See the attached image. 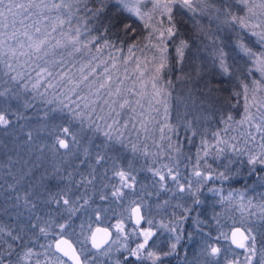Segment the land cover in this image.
<instances>
[{"label": "trees", "instance_id": "trees-1", "mask_svg": "<svg viewBox=\"0 0 264 264\" xmlns=\"http://www.w3.org/2000/svg\"><path fill=\"white\" fill-rule=\"evenodd\" d=\"M257 2L260 3V0ZM8 3L27 5L29 0H5V4ZM36 3H40V0H36ZM102 3L104 11L95 19L90 18L92 13L87 9L99 8ZM205 3L208 7L203 13H192L179 6L173 10L178 36L187 41L188 48L185 49L183 63H177L175 47L179 40L173 37L168 41L171 70L165 69L156 81L157 88L161 90L159 96L152 86H148V83H153L157 63L153 57L158 53L152 47L157 42L156 33L152 32V27H146L144 21L124 11L115 0H82L79 4L80 12L73 17V26L77 25L80 17H84V22H79L83 33L81 40L87 42V38L97 37L95 43L89 45L91 51L84 49L81 53L69 56L67 50L56 49L54 55L40 60L35 56L18 54L19 51H30L23 33L27 32L35 39L51 32L55 21L49 17L57 14L45 10L43 17L32 15L29 18V12L36 10L25 12L24 9H14L15 15L6 13L7 26L0 25V42L7 39L8 45L17 48V55H5L7 45L0 47V92L5 93L0 96V112H5L11 120L7 128L0 127V228L4 230L0 232V257L3 264H21L19 255L24 250L32 248L35 252L43 253L48 248H42L41 245L53 243L59 237L71 239L80 252L84 248L91 249L89 242H86L87 237L91 228L99 224L101 216H105L102 220H109L106 224L111 229V219L128 214L126 201L123 198L116 200L111 193L113 185L117 183L112 173L113 166L120 163L128 167L129 162L132 164L130 171L136 177V187L131 192L142 196L138 204H142L143 210L147 214L151 212L157 220L174 222L171 219L174 217L175 226L179 224L177 230L182 236L176 247L179 256H176L175 251L171 252L167 257L168 264H175L180 256L184 258L182 264H228V259L222 258L221 254L215 258L208 255L207 261L201 262L209 244L222 245L224 249L226 245L230 246L235 255L243 252V249L233 248L228 241V232L232 227L224 221L226 214L221 212L215 195L218 190L225 188L242 190V187L245 188L244 183L250 184L257 176L264 179L262 165L256 166V173L246 174V157L254 147L243 137V133H233L237 126L232 125V120L234 123L240 116L243 85L250 81V76H257L254 70V75L251 72L246 75L252 59L249 61L239 43L242 41L257 51L262 48V43L257 39L251 40L253 37H248V30L242 35L236 29L237 25L224 22L228 12L238 17L245 15L238 0H205ZM161 18L166 24L167 18ZM124 24L131 25L127 33L122 30ZM108 25L111 26L105 32ZM150 25L160 26L155 18H151ZM36 27L41 28V33L35 32ZM13 31L17 33L16 37L8 39ZM59 32L57 28L52 36L59 39ZM105 40L109 46L96 52L95 49ZM18 41L24 42L23 49L19 48ZM133 44L137 47L133 48V54L130 55L128 49ZM218 48H223L227 53L229 74L220 68ZM113 63L115 67H112ZM8 64L12 67L9 68ZM105 67L109 72L103 71ZM43 68L53 75L39 76L38 72ZM92 68H95L94 74L89 75L86 85L75 87L74 92L70 91L74 85L68 83V78L71 77L79 85L81 69L87 74ZM144 72L150 76L144 78ZM108 75L112 77V83L98 89V85L105 82ZM118 80L122 81L119 95L134 85L142 89L147 86V90H150L147 96L153 102L152 109L146 116L139 117L133 115L130 106V112L123 111L122 122L113 123L110 120L112 128L109 129V124L105 126L108 129L103 128L97 102L103 96L102 92H114ZM37 81L40 83L34 88ZM49 83L54 86L49 87ZM119 95L113 94L114 97ZM199 116L201 119L197 120ZM229 116L231 120H228ZM228 123L230 125L225 126ZM63 127H68L76 136L75 143L71 137H67L70 144L68 150L61 149L56 143L58 137L65 138L61 131ZM221 127H226V131H220ZM109 130L113 137L111 141L104 135ZM28 133L32 134L31 139ZM224 135L231 139L226 144L217 145L224 149L217 153L211 146L216 145L217 139L225 141ZM117 136L122 137L120 142L116 141ZM139 139L145 141L144 147ZM202 141L211 148L207 157L203 156L205 145ZM229 142L235 145L233 154L229 153ZM98 154L104 157L99 163ZM198 154L200 170L211 172L214 177L203 184H198L199 178L192 175ZM233 156L234 161L231 159ZM165 164L179 172L181 184L187 185L191 181L193 191L200 188L196 195L201 203L194 204V197L187 188L185 192H180L171 180L167 181L165 189L160 188L158 178L149 169L167 172L162 167ZM220 172L228 175L229 179H215ZM69 189L71 198L83 205L71 214L64 211L62 205L50 202L53 196ZM256 189L261 193L264 186H257ZM185 207H191L192 211L185 212ZM181 217L187 219L181 222ZM46 221L49 222L47 236L33 227L45 225ZM59 224L67 225L63 232L58 228ZM128 224L132 229L135 228L131 219ZM255 229V246L262 253L252 264H261L264 259V220ZM196 230L200 234L195 233ZM221 230H224L223 235L220 234ZM8 232L22 239L13 241L7 235ZM165 238H153L149 245L171 246ZM9 243L13 245L10 256L7 254ZM48 256L51 264H55V257L59 255L53 251ZM40 258L43 260L44 256ZM122 264H128V261L124 260Z\"/></svg>", "mask_w": 264, "mask_h": 264}, {"label": "snow or ice", "instance_id": "snow-or-ice-1", "mask_svg": "<svg viewBox=\"0 0 264 264\" xmlns=\"http://www.w3.org/2000/svg\"><path fill=\"white\" fill-rule=\"evenodd\" d=\"M82 2V0H50V2H45V0H40V3H36V0H29V3L27 5L25 4H12L8 3L5 4V0H0V25L7 26V20L8 17L6 13H13L15 15L14 9H24L25 12H29V10H36L34 12H29V18L32 15H36L37 17H43L44 11L47 12H55L57 15L54 17H49V19H52L55 21L54 25L52 26L51 32H48L44 35L38 36L37 38H33L32 36L28 35L27 32L23 33L24 36L27 37V48L30 50L28 52L25 51H19L20 56H28L32 57L35 56L37 60L43 59L44 57H48L50 55H54L56 49L61 50H67V54L69 56L74 55L75 53H81L84 49H88L90 44H94L97 37L92 36L87 38V42L84 40H81L82 36V29L79 26V22H84V17H80L79 21L76 26H73V17L76 15V13L80 12L79 4ZM116 4L119 5L124 11L130 13L133 16L138 17L141 20H144L146 27H152V32L156 33V40L157 42L152 45V47L156 50V53L158 55H154L153 59L157 61L155 65V74L152 77V87L155 90V94L157 96L160 95L161 90L157 88L156 81L161 78L163 75L165 69L171 70L169 67V57H168V41L172 40L173 37H177L179 40L178 45L175 47V53H176V60L177 63L182 64L184 61L185 56V49L188 48V43L184 39L180 38L178 36L179 29L177 28V24L175 23V19L172 15L173 10L176 6H179L181 9H187L189 12L195 13L197 11L204 12L205 9L208 7V5L205 3V0H115ZM239 3L244 5L246 9V14L244 16H236L232 14L231 12H228L225 17V23H233L238 24L240 28L242 29H248L251 32V35L258 37L259 41L264 44V0H260V3H256L255 0H238ZM259 9V11H258ZM88 12L92 13V16L90 18L95 19L99 16L100 13L104 11V4H101V7L96 9H87ZM152 14H157L160 17H166L167 23L165 24L163 20L158 21L159 27H153L148 23L149 20L152 18ZM147 16L148 19H145ZM15 20L12 21L13 24H15ZM23 23V20L20 21ZM86 26V22H85ZM111 25H108L105 27L104 31L107 32L108 27ZM57 28L60 29L59 32V39L52 36V32H56ZM131 29V25L124 24L122 27V30L127 33ZM256 29H259L257 31ZM36 33H41V28L36 27L35 28ZM7 35V33H5ZM17 33L13 31L11 33V36L8 37V39H12L16 37ZM239 39V37H238ZM19 48L23 49L25 47L24 42L18 41ZM175 43V41H173ZM7 45L8 51H6L4 54L8 55L9 53L12 56L17 55V48L8 45V40L5 39L3 42H0V47H3ZM109 46V42L105 40V42L100 45V47H97L95 49L96 52H101L103 48H106ZM115 47V46H113ZM137 45L133 44L129 47L128 51L129 54H133L132 50L133 48H136ZM239 47L244 52L246 56L249 57V59H252L254 63L256 64L259 71H261L262 74H264V51H261L259 53L252 50V48L246 46L242 41L239 43ZM218 59H219V65L222 71L225 74H229V65L226 62V56L227 53L223 50V48L217 49ZM47 63V61H46ZM9 68L12 67L11 64L7 65ZM115 63H113L112 67H115ZM95 67H99V65H96ZM95 68L90 69V72L88 74H83V69H81L82 76L81 81L88 80L89 75L94 74ZM105 73L109 72V69L107 67L103 70ZM52 76L53 73L49 71L47 68L41 69L40 72H38L39 76ZM64 75H67L65 73ZM13 79H16V77H13ZM63 79V77H61ZM40 81H37L36 84L33 85V87H37L39 85ZM68 83L74 85L70 91H75V87H79L78 84H76L71 77L68 78ZM112 83V77L110 75L105 77V82H102L98 85V89L105 88L108 85ZM122 84V81L117 82V86L114 89V92L110 90L109 95H119L121 88L120 85ZM54 85L49 83V87H53ZM244 89V100H245V117L244 120H241L240 123L243 124L245 120L252 121L253 126L256 128L258 132L264 130L262 128V125H264V119L261 120V123H255L253 121V116L249 115V93H251V107L256 108L257 112H261V109H264V95H259L260 93H264V82L262 81H253V86L251 89L249 88L248 84L243 85ZM4 92H0V96H4ZM170 95V94H169ZM239 95V93H237ZM81 99H84L81 97ZM129 101L125 100L124 103L120 105L121 108H124L125 105H127ZM167 111V109H165ZM119 115V113H117ZM261 116L264 117V113H261ZM22 118V117H18ZM232 117L229 116L228 120H231ZM11 123V120L8 118V115L5 112H0V127L7 128L9 124ZM113 123H116V121H113ZM127 125H125L126 127ZM111 126H109L110 129ZM143 127V125H142ZM99 130V128H97ZM63 132L65 138H57L56 143L60 148H63L65 150H68L70 148L69 140L67 137H71V141L73 143L76 142V136L74 133L70 131L68 127H63L61 129ZM31 133H28L29 139H31ZM105 137L109 141L113 139L110 130L104 132ZM193 135H195V132H193ZM219 136V134H216ZM249 135H251L249 133ZM264 138V137H262ZM122 137L117 136L116 141L120 142ZM252 139H255V137H252ZM227 141L217 139L216 145H212L211 147H214L216 149L217 153H221L224 151L223 148L217 147L219 144H226ZM202 144L205 145V150L203 152V156L207 157L211 153V148L208 147L205 141H202ZM232 148L235 149V145H231ZM262 148H264V145H261ZM178 150V149H177ZM104 157L101 155H97V163H99L101 160H103ZM199 154L197 163L193 168L192 175L194 177L199 178L198 184H203L204 182L213 179L211 172H205L200 170L199 165ZM250 164H261L264 165V153L258 154L256 156H250L249 161ZM163 168L167 169V172H164L160 169L152 170L149 169V171L153 172V176L158 178V183L161 189H165L167 187V181L171 180L176 183L178 190L180 192H185L186 188L190 195L194 197L193 203L199 204L201 203L199 197L196 195V192L200 191V188L197 187L195 191L192 190V182L188 181L187 185L181 184L178 180L179 172L174 171L172 167L165 164L162 166ZM132 168L131 162H129L128 169H125L123 167H118L114 172L113 176L118 178L117 183L113 185V191L111 195L115 197L116 199H120L124 196L123 189H134L135 188V182L136 177L132 174V172L129 170ZM215 179H223L227 180L229 179V176L226 175L224 172H220L216 175ZM91 183V181H88ZM71 190L69 189L66 192L58 193L56 196H53L51 199V203L56 204L57 206H63L64 211L68 213H75L79 210L80 207L83 205L79 204V201H75L71 198L70 195ZM58 197V198H57ZM102 199L104 197H101ZM28 203L27 198H25V204ZM87 203V201H85ZM167 203V201L165 202ZM179 206V205H178ZM32 207H35V205H32ZM185 212H191V207H185L183 209ZM134 218L136 228L132 230V233L135 234L137 237H142V241L138 242L134 248L128 247L127 243H124L122 247L127 251V256L125 259L128 261V264H161L162 261V255L158 253L154 247L149 246V241L152 239V237L155 235V232L151 228L152 221L149 219L147 221L149 227L147 228H140L141 222L145 219L142 211L141 206L139 204H136L135 201L132 202V206L130 207V216L129 219ZM39 220L40 218L37 217ZM184 219H187V217H181L180 221L182 222ZM48 223L45 222V225H33V227L38 228L39 232L42 235L47 236L49 234L48 231ZM162 227H167L166 225H161ZM67 227L66 224H59L58 228L61 232H63L64 228ZM179 227V224L176 226H173L172 228H169V231L176 232L177 228ZM115 228L118 233L124 235V240L126 241L128 238V235L125 234V225L123 221L121 220L115 225ZM4 230L0 228V232H3ZM250 229L241 230L240 228H236L231 233V240L232 243L236 245L237 248L244 249L246 252L252 253V255L246 256L245 261L246 264H251L252 259L254 258L256 247H255V241L256 237L254 235L250 234ZM98 234H102L98 236ZM7 235L11 237L13 241L21 240L22 238L19 235H13L12 232H8ZM223 235V234H222ZM111 236V233L108 232L107 229L99 228L97 227L94 232H92L89 236V239L91 241L92 247L100 250L104 247L105 244L108 243V240ZM238 237V238H237ZM182 236L176 235L175 236V242L172 243L171 249L172 251H175L177 244L180 242ZM220 237H217L216 239H219ZM120 237H117V241H119ZM7 243V241H5ZM42 248L46 247L48 249L55 248L56 252H59L62 254L63 257H67L69 261L72 262V264H87L86 259H82L83 250L81 252H77L76 248L67 240L64 238H61L53 243H49L48 245H41ZM13 251V245L8 244L7 254L10 256L12 255ZM108 251H111V248L105 250L104 254H107ZM221 253V249L219 247L213 246L211 244L208 245L207 254L210 257H219ZM44 256V259L42 260L40 257ZM171 255V252H165L163 253V256ZM19 260L23 262V264H51V258L48 256L47 252L45 253H38L35 252L32 248H27L23 251L22 255H19ZM0 264H3V259L0 257ZM11 264V262H10ZM55 264H65V261L61 259L60 256L55 257ZM116 264H121L119 260L116 261ZM232 264H239V262H232ZM261 264H264V259L261 260Z\"/></svg>", "mask_w": 264, "mask_h": 264}, {"label": "rangeland", "instance_id": "rangeland-1", "mask_svg": "<svg viewBox=\"0 0 264 264\" xmlns=\"http://www.w3.org/2000/svg\"><path fill=\"white\" fill-rule=\"evenodd\" d=\"M257 1H259V0H255L256 3H258ZM240 5L242 7L243 12L246 14V9H245L244 5H242L241 3H240ZM258 11H259V9H258ZM136 18H138V17H136ZM152 18H155L157 21H159V19L162 20V18L160 16L157 17V14H152ZM145 19H148L147 16L145 17ZM139 20H141V19H139ZM141 21H144V20H141ZM148 23L151 24V20H149ZM231 24L237 25L236 29H238V31H240L242 33V35L244 32H246L248 30V29L240 28V26L238 24H233V23H231ZM256 30L259 31V29H256ZM248 37H253L251 39L253 41L255 39L259 40L258 37L251 35V32L249 30H248ZM249 47L253 48V46H251V45ZM252 50L257 52V53L264 51V44H262V48L259 51H257V49H255V48ZM247 58L249 59L248 56H247ZM250 60L251 59H249V61ZM250 64H251V66H249L248 70H246V75H247V73L249 74V72H251V75H254L252 73L253 70L256 73L255 75H257V76H250V81H248L246 83L249 85V88L251 89V87L253 86V81L264 82V74H262L261 71L258 70V68H257V66L253 60L250 61ZM83 74H84V72H83ZM80 76H82V73L80 74ZM142 76L144 78H147L148 76H150V74L147 72H144L142 74ZM79 78H80L78 81L79 87H83L84 85H86L85 81H81V77H79ZM74 80L77 82V79H74ZM148 86H152V84L148 83ZM146 87H144V89H142L141 87L134 85V86L130 87L129 90L124 89L125 91L126 90H128V91L124 92L123 94L119 95L118 97H114L113 95H109L108 91L102 92L104 94L101 97L100 101L97 102L98 108H99L98 110L100 111L101 127L108 129V127L111 126V124H109L110 120H112V122L114 120L118 121V122H122L124 112L126 113L128 111L129 112L131 111L130 106L132 108L133 115L139 116V117L146 116L147 113L150 112V110L152 109V105H153V102L150 100V97L147 96L148 95L147 91H150V90H147ZM259 95H264V93H260ZM125 100L129 101V103L127 105H125L124 108H122V112H121L120 105L122 103H124ZM248 103L250 105L249 115L253 116V121L255 123H261V120L264 119V117L261 116V113H264V109H261V112H257L256 108L251 107V103H252L251 93H249ZM241 104H242L241 105L242 108H241L240 116L238 117L236 122L234 121V123H233V120H232V125L236 124V126H237V129H235L233 133L239 134V135L243 133V137L245 139L247 138L248 143L252 147H254L253 148L254 150L251 151L250 154L246 157V163H247V168H248L247 169L248 172H246V174L251 173V175H252V174L256 173L255 172L256 166L261 165V164H259V163L255 164V165L250 164L248 162L249 157L264 153V148L261 147V145H264V138H262V137H264V130L258 132L256 130V128L253 126L252 121L245 120V122L243 124L240 123V121L244 120V117H245L244 89H242ZM117 113H119V115H117ZM87 118H88V116H87ZM200 119H201V116H199V118L197 120H200ZM107 124H109L108 127H105ZM230 124H231V122H230ZM230 124L228 123V125H225V126L228 127ZM110 128H112V127H110ZM262 128H264V125H262ZM220 131H226V127H221ZM207 132H209V130H207ZM249 133L251 135H249ZM224 137H226V135H224ZM252 137H255V139H252ZM230 139H228V137H226L225 141H229ZM139 140L141 141L140 142L141 146L144 147L145 141L143 139H139ZM229 144L233 145V143H230V142H229ZM240 145H242V144H240ZM237 146H238V144H237ZM228 149L230 150L229 153L234 152V148L230 147ZM237 149L240 150L241 146L237 147ZM231 159H233V161H234L235 156H233ZM118 165L113 166V172L118 167H123L125 169H128V167H126L124 164L120 165V163H118ZM262 166H264V165H262ZM250 182H249L250 184L244 183L243 186H245V188L242 187V190L235 191V190H230L229 188H225V189L218 190V193L215 195L217 197L216 202H218V204L221 207V212L224 215L226 214L225 215L226 217L223 218L224 221L228 222V225L230 224L229 227H232V228H230V230L228 232V241H230V233H231L232 229H234L235 227H241L244 230L250 229L251 230L250 234L254 235L256 237V229L255 228L260 221L264 220V191L259 193L258 190L256 189L257 186H264V179H262L260 176H257L254 180H251ZM135 187H136V185H135ZM123 191H124V196L121 198H123V200L126 201V203L128 204V206H127L128 214H127V216L126 215H124V216L117 215L113 220L111 219V221H112L111 225L112 226L111 225L110 226H111V229L113 232V239L107 247H105L103 250L95 251L93 253H92V250L89 248L82 249L83 250L82 258L86 259L87 264H116L117 260H119L122 264V262L124 260H126L125 257L127 256V251L122 247V245L124 243H127L128 247L134 248L138 242L142 241V237H137L135 234L132 233L133 229L128 224V221L130 220L129 216H130V207L132 206V202L135 201V203L138 204V202H139V200H141L142 196H140L137 193H132L131 192L132 189H123ZM139 205L142 208V204L139 203ZM142 210H143V208H142ZM148 214H147V211L143 210V215L145 217V223H144V226L142 228L149 227L147 221L149 219H151V221H152L151 228L155 232V235L153 237L159 235V232H161L164 235H166V240L168 242H170V244L174 243L175 242V236L178 235L179 232H178V230L176 232L169 231V228H172L173 226H175L176 219L174 217L171 218L174 220V222L172 220L162 221V220H157L156 216L154 217V215H152L151 212H149ZM103 217H105V216H101L99 218L100 219L99 224L96 226L108 227V225L106 223H108L109 220L108 221H107V219L102 220ZM121 220L123 221V223L125 225V234L128 235V238L126 241L124 240V235L118 233L116 228H115V225L118 222H120ZM101 221H102V223H101ZM161 225H166L167 227H162ZM96 226H94V227H96ZM94 227H92L91 230L89 231L87 241H86L87 243L89 242V236H90L92 230L94 229ZM195 233L200 234V232L198 230H196ZM223 233H224V230H221L220 234H223ZM118 236L120 237L119 241H117ZM153 237H152V239H153ZM180 242H181V240H180ZM179 243L177 245H179ZM213 246L219 247L221 249L220 254L222 255V258L228 259V264H232V262H239V264H246L245 257L252 255V253L246 252L244 249H243V252L235 255L232 252L231 247L227 246V245H226V249H224L222 247V245L221 246L213 245ZM109 247L111 248V251H108L107 254H104L105 250L108 249ZM53 251H54V249L51 248V249H46V251H43V253L47 252L48 255H51L53 253ZM261 253H262V251L256 247V252H255L254 258L251 261V264L254 261V259L256 257H258ZM162 257L166 258V257H169V255L168 256L162 255ZM207 257H208V254H206L205 256L202 255L201 262H203V261L206 262ZM16 264H18V263H16ZM21 264H23V262H21Z\"/></svg>", "mask_w": 264, "mask_h": 264}, {"label": "water", "instance_id": "water-1", "mask_svg": "<svg viewBox=\"0 0 264 264\" xmlns=\"http://www.w3.org/2000/svg\"><path fill=\"white\" fill-rule=\"evenodd\" d=\"M61 149H63V148H61ZM63 150H64V149H63ZM141 211H142V210H141ZM142 213H143V212H142ZM131 222H132V224L136 227V224H135L134 218L131 219ZM143 225H144V220L141 222V224H140V228L143 227ZM97 227L107 229L108 232L111 233V236H110V238H109V240H108V243L105 244L104 247L100 249V250H102V249H104L105 247H107V246L110 244V242L112 241V239H113V232H112V230H111L109 227H106V226H96V227H94V229L92 230V232H94L95 229H96ZM236 228H240L241 230H244V229H242L241 227H235L234 229H232L231 233H232ZM92 232H91V233H92ZM231 233H230V243H231V245H232L235 249H237V250H242V249H240V248H237L236 245H235L234 243H232V240H231ZM100 235H102V234H98V236H100ZM61 238L67 239V240H68V241H69V242H70V243L76 248V251H77V252H80V251L78 250V248L76 247L75 243H74L71 239H69V238H67V237H59L57 240H59V239H61ZM237 238H238V237H237ZM57 240H56V241H57ZM89 244H90V247H91L92 250H94V251H100V250H97V249H95V248L92 247V244H91L90 239H89ZM53 249H54V252H55L56 254H58V255L61 256L64 260H66V261H68L70 264H72V262L69 261V260L67 259V257H63L61 253L56 252L54 247H53ZM81 258H82V257H81ZM82 259H83V258H82Z\"/></svg>", "mask_w": 264, "mask_h": 264}, {"label": "flooded vegetation", "instance_id": "flooded-vegetation-1", "mask_svg": "<svg viewBox=\"0 0 264 264\" xmlns=\"http://www.w3.org/2000/svg\"><path fill=\"white\" fill-rule=\"evenodd\" d=\"M142 210V208H141ZM143 212V210H142ZM144 223H145V219H144ZM144 226V225H143ZM135 227V226H134ZM136 228V227H135ZM142 228V227H141ZM166 237V235L164 234H159L153 238L157 239V240H162ZM166 240V238H165ZM150 247H154L155 250H157L158 253H160L161 255H163V253L165 252H173L172 249H171V246L170 245H163V244H155L154 245H149ZM168 246V247H167ZM170 247V248H169ZM175 253H176V256L178 257L179 255V250L177 248V250L175 249ZM181 259V260H180ZM180 259H178L177 261H175L176 263L175 264H182V262H184V258L182 256H180ZM161 264H168L167 262V257H162V261H161Z\"/></svg>", "mask_w": 264, "mask_h": 264}]
</instances>
